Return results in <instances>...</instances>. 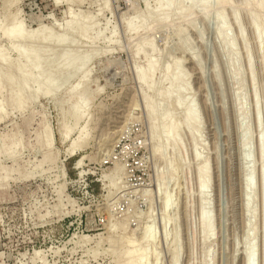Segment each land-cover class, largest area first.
I'll list each match as a JSON object with an SVG mask.
<instances>
[{"label": "rangeland", "instance_id": "obj_1", "mask_svg": "<svg viewBox=\"0 0 264 264\" xmlns=\"http://www.w3.org/2000/svg\"><path fill=\"white\" fill-rule=\"evenodd\" d=\"M200 1L0 0V28L44 23L92 55L35 93L0 31V264H243L248 245L264 264V0ZM178 71L198 122L173 142L157 133Z\"/></svg>", "mask_w": 264, "mask_h": 264}, {"label": "bare ground", "instance_id": "obj_2", "mask_svg": "<svg viewBox=\"0 0 264 264\" xmlns=\"http://www.w3.org/2000/svg\"><path fill=\"white\" fill-rule=\"evenodd\" d=\"M193 1H195V0H193ZM215 2H216V0H215ZM209 3H210V0H201L200 1V7L205 8L207 5H209ZM225 4H227V3H225ZM216 5H217V3H216ZM261 5H262V3H261ZM195 7H196V5H195ZM166 11H168V10H166ZM173 13H175V12H173ZM219 15H221V13ZM219 15H217V16L219 17ZM170 16L172 18V15H170ZM166 17H167V15H166ZM173 17H174V15H173ZM164 18H165V16L163 15V17H161L160 19H164ZM160 19H159V21H160ZM253 20L255 22L254 17H253ZM139 21H141V20H139ZM221 24H224V23H221ZM252 24H253V22H252ZM38 25L39 26L37 28L35 27L34 29L29 30V29H25L26 26L24 27V23H22L21 20H17V21H13L11 24H9L7 26L1 27L0 31L2 32V35L4 37L9 39V42L11 41V43H12V44L10 43L11 47H13V49L18 51V55L19 56L22 55L24 57V62L23 63L21 62L22 65L19 67L15 66L16 69L19 68V70H20V74H21L20 76H21L22 82H25V84H27V82L30 81L33 84L35 93H42L43 95H45V94L51 95V93L53 94V92H55L71 76H74L78 73H82L83 69H85L84 68L85 64H87L88 61L90 60V59L88 60V57L90 58V56H92V55L86 56V55L78 53L76 47L74 46L73 39H70V38H75V37H68L67 38L66 36H64L65 35L64 32H63L64 34H61V32H59L61 35L60 34L53 35V34H51V32L53 30L51 32L46 31L45 33H43L44 32L43 31V32H40V34H39L38 32L42 31L43 29L45 30L46 27H43L44 23H42L41 25L38 23ZM89 25L91 26V24H89ZM253 25H255V23ZM125 26L127 28H132V20L129 19L126 22ZM255 27L256 26H254V28ZM85 28H86V26H85ZM255 30H257V29L255 28ZM256 35H257V33H256ZM260 36L261 35H259V38H260ZM75 41H76V39H75ZM18 42H24V44L27 43L29 45H28V47H25V48L24 47L19 48V44H16ZM50 44H52L53 47H50L49 46ZM2 51L3 50L1 49V51H0V63H5L8 61V58L5 56V54ZM91 54H93V53L91 52ZM179 61H180V59H179ZM180 63L181 62H179V64ZM177 67H179V66H177ZM181 72H179V74ZM176 74L171 79H169V84L166 85L167 87H166V89H164L165 91H164L163 99L165 101H168V103L170 105V110L169 111L165 110L162 113L160 112V115H161L160 120L163 121V124H162V126H160L161 128L159 127L160 129H159V132L157 133V135L158 134L162 135L165 140H167V141L171 140L173 142H177L178 132H179L180 128L186 129L191 133L196 128L197 122H198L197 121L198 114L196 112V109L193 106V103L191 102V99H188V98L186 99L187 96H184L185 93L183 92V86L181 83L182 74H180V75H176ZM9 78H10V76H9ZM160 78H161V76H160ZM85 87H87V86H85ZM87 93L85 92V94H87ZM35 95H37V94H35ZM84 96H86V95H84ZM35 98H36V96H35ZM17 99H18V97H17ZM146 108H147V119H148L150 125L152 126L151 138L153 139V138L157 137L156 131H155V121L157 119H159V116H158L159 110H158V107L156 108V105H152V104H147ZM177 110H179V112H180L179 115L181 116L179 121L177 120L179 118V115H178L177 119H175L177 117V116L175 117L176 114L174 115V113L177 112ZM75 118H78V117H75ZM159 125H160V121H159ZM46 128H47L48 135L53 140V134H52L50 128L48 126ZM61 134L63 135V137H65L64 133H61ZM81 134L82 133L80 132V135H78L77 138H75L72 141V144H71V147L69 148L68 153H72L76 147L81 145V142L83 140V136ZM207 168H208V164L205 162L203 165H201L197 169L199 192H200L203 200L206 199L205 192H206V188L208 187L209 174H207ZM249 170H248V172H246L247 175L243 181V185L246 188V190H248V193L252 189V179L250 176L251 172L249 173ZM249 201H250V198L248 197L246 204H248ZM168 202L169 201H167V203ZM203 203H206L205 200ZM165 205H167V204H165ZM168 206H170V205H168ZM201 212H202L201 216H202L203 229L208 232L210 230V224H209L210 220L207 217L208 214L206 215V213H204L203 208H202ZM147 229H149V228H147ZM147 232L149 233L150 231L147 230ZM150 234H152V233H149L148 235H150ZM146 235H147V233H146ZM83 239H85V237H83ZM262 255L264 256V245H263ZM263 260H264V257H263ZM253 261H254V249H253L252 245H248L246 248V251H245L244 258H243V264H254Z\"/></svg>", "mask_w": 264, "mask_h": 264}, {"label": "built area", "instance_id": "obj_3", "mask_svg": "<svg viewBox=\"0 0 264 264\" xmlns=\"http://www.w3.org/2000/svg\"><path fill=\"white\" fill-rule=\"evenodd\" d=\"M136 142H137L138 144H141V143H142V140H141L140 138H137V139H136Z\"/></svg>", "mask_w": 264, "mask_h": 264}]
</instances>
